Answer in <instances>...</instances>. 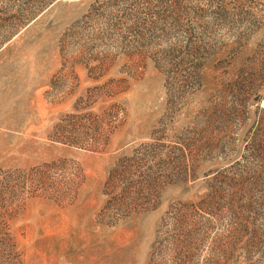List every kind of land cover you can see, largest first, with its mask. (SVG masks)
Returning a JSON list of instances; mask_svg holds the SVG:
<instances>
[{
	"label": "rangeland",
	"instance_id": "obj_1",
	"mask_svg": "<svg viewBox=\"0 0 264 264\" xmlns=\"http://www.w3.org/2000/svg\"><path fill=\"white\" fill-rule=\"evenodd\" d=\"M261 70L264 0H0V264H264Z\"/></svg>",
	"mask_w": 264,
	"mask_h": 264
},
{
	"label": "trees",
	"instance_id": "obj_2",
	"mask_svg": "<svg viewBox=\"0 0 264 264\" xmlns=\"http://www.w3.org/2000/svg\"><path fill=\"white\" fill-rule=\"evenodd\" d=\"M244 28L243 33L248 35L247 32L251 26H245ZM233 39V42L238 41V36L236 35ZM253 75L257 78L264 77V70L258 71ZM244 80L248 82L247 84L251 85L253 77L249 76L246 78V76H244L243 81ZM251 154L252 153L249 154L246 151L244 159ZM129 161H131V158H125V163L120 170L117 169V165L114 163L109 168L104 181V185L108 188L107 193H110V195L106 199L102 210L104 209L106 212H109L112 222L132 211H136L138 208L149 207L152 205V201L146 194L157 192V186L153 181L152 173H146L147 170L151 169V166L144 169L145 173L140 175L139 180H132L128 179L125 175L128 172ZM250 171L254 170L250 169ZM257 177L258 175L254 178L257 179Z\"/></svg>",
	"mask_w": 264,
	"mask_h": 264
},
{
	"label": "water",
	"instance_id": "obj_3",
	"mask_svg": "<svg viewBox=\"0 0 264 264\" xmlns=\"http://www.w3.org/2000/svg\"><path fill=\"white\" fill-rule=\"evenodd\" d=\"M254 99H257V97H254Z\"/></svg>",
	"mask_w": 264,
	"mask_h": 264
}]
</instances>
